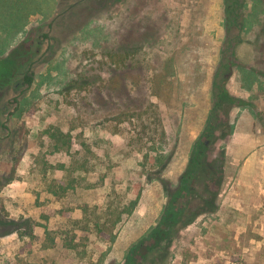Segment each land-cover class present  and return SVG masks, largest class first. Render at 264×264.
I'll use <instances>...</instances> for the list:
<instances>
[{"label":"rangeland","instance_id":"374dc122","mask_svg":"<svg viewBox=\"0 0 264 264\" xmlns=\"http://www.w3.org/2000/svg\"><path fill=\"white\" fill-rule=\"evenodd\" d=\"M246 2L248 26L226 31L223 0H0V264H125L164 201L146 180L156 154L170 156L163 175L175 182L228 62L225 87L245 105L210 153L225 151L217 208L156 264H264V0ZM133 47L126 66L108 57ZM76 77L89 82L69 87ZM49 126L71 147L48 161L75 171H40ZM69 178L73 190H47Z\"/></svg>","mask_w":264,"mask_h":264},{"label":"trees","instance_id":"16d2710c","mask_svg":"<svg viewBox=\"0 0 264 264\" xmlns=\"http://www.w3.org/2000/svg\"><path fill=\"white\" fill-rule=\"evenodd\" d=\"M246 8V0H223V23L226 31L233 26L238 27L240 30L248 26L249 20L245 12ZM134 50V47L119 48L114 52L110 50L108 57L112 60V57L117 55L119 56L117 63L120 62L118 63L120 66H122L121 63H123V66H126V55L133 54ZM228 65L233 64L228 62ZM228 65H222L215 73L211 87L212 106L202 129L191 144L188 160L185 163L183 171L175 182L168 180L163 175L170 156L156 154L155 168L146 175V180H156L159 182L164 195V201L154 224L150 225L142 236L130 246L125 256V264H144L137 260V254L149 264H156V260L169 252L172 239L182 228L192 223L200 214L211 213L217 208V197L224 176L222 163L225 159V151L221 148L213 157L210 156V153L214 149L212 146L214 147L217 141H224L232 132L233 125L229 121L231 108L235 105L239 107L245 105L242 98L234 96L225 87V81L229 78L225 72ZM33 81V73L27 71L22 74L20 84L30 86ZM87 82H89V79L84 80V78L76 77L70 80L69 87H77ZM20 102L21 100L17 96L11 98L8 101L9 106H14L12 109L7 110V114H13L18 109L17 106ZM219 113H222L223 119H220ZM3 126L5 125L3 124ZM42 133L47 138L46 150L36 161L34 159L36 163L40 164L42 174L45 176L48 167L64 171V174L75 171V168L71 169L63 162H58L56 166L50 163L47 157L65 151L67 153L71 147L70 135L55 126L47 127ZM43 145L45 144L42 143L41 146ZM10 180H12L11 177L5 181L9 182ZM68 180L67 183L63 180H55V185L49 186L47 190L53 195L61 196L69 189L73 190L75 180L74 178H69ZM54 188L56 189L54 190ZM141 190L140 188L137 191V196L134 200L130 201L125 208L123 206L120 213L130 214L133 211ZM119 219L120 216L117 218V221ZM104 223L105 217L103 216L102 223L96 221L94 226L98 231H103L101 225H104ZM107 237L112 238L113 236L108 234ZM143 249L146 250V253L142 252ZM148 254H151L150 258Z\"/></svg>","mask_w":264,"mask_h":264}]
</instances>
